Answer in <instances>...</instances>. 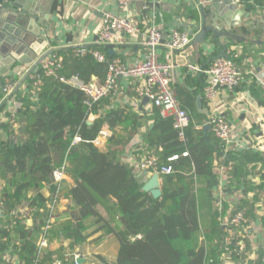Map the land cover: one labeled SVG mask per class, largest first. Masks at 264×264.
Instances as JSON below:
<instances>
[{
	"label": "trees",
	"instance_id": "16d2710c",
	"mask_svg": "<svg viewBox=\"0 0 264 264\" xmlns=\"http://www.w3.org/2000/svg\"><path fill=\"white\" fill-rule=\"evenodd\" d=\"M239 5L253 14L263 9L264 0H240ZM185 12L190 21L196 22V11L184 8ZM242 31L247 32L244 28ZM73 50L54 52L61 57L62 69L55 77H47L39 70L41 85L37 91L27 79L26 93L16 94L20 104L17 114L6 115L7 122L0 127L11 137V123L21 121L25 136L16 137L15 141L0 139V180L4 182L0 191V256L10 252L16 257L14 264H34L37 243L43 237L49 243L63 240L69 244L56 250L42 249L40 263L63 261L66 254H73L76 245L94 234L84 233L83 221L92 216L106 229L104 236L114 235L117 239L116 264H245L250 252L257 254L250 264H262L264 246L260 242L253 248L244 239L246 249L242 256L227 255L220 220L230 212L225 202L215 196L220 180L215 171L231 166L221 195L242 192L243 198H236V207L246 208V217L257 221L264 234V153L241 150L226 154L223 144L208 129L203 130L207 119L196 116L191 105L198 90L204 87L203 77L187 75L184 85L194 87L191 93L186 92L185 86L174 85L181 107L191 116L182 139L173 128V116H162L152 105L153 123L143 139L140 157L152 155L160 166L172 170L169 175L159 176L161 195L153 199L141 190L143 183L135 173L141 172H134L119 158L137 131L130 107L111 105L110 98L86 107L85 95L60 81V77L76 75L85 83L92 78L103 83L114 56L105 49L104 62L100 63L90 54L76 56ZM242 60L239 56L237 68ZM6 78L16 82V77ZM90 116L94 117L92 121ZM129 123L130 129L122 127ZM119 127L122 129L116 131ZM102 128L113 132V136L104 149H98L92 142ZM75 137L80 141L73 143ZM173 157L175 160L169 162ZM62 166L69 181L56 184L53 172ZM255 167L260 172L257 182ZM43 186L49 192L48 198L41 194ZM61 200L73 209L68 212V220L57 223L53 219L56 206L52 211L50 207ZM218 203L222 208H218ZM97 206L106 210V219L97 213ZM16 207L34 210L31 225L11 215ZM98 260L109 264L101 257Z\"/></svg>",
	"mask_w": 264,
	"mask_h": 264
},
{
	"label": "crops",
	"instance_id": "0c3cea01",
	"mask_svg": "<svg viewBox=\"0 0 264 264\" xmlns=\"http://www.w3.org/2000/svg\"><path fill=\"white\" fill-rule=\"evenodd\" d=\"M137 1L141 0H130V3L132 14L137 18L140 26L145 27L147 21L153 20V23L162 31H165L166 34L172 28L183 32V30L177 27L169 28L168 25L175 20L179 21L180 24L198 25V22H195V20L190 21L187 18L186 12L184 13V8L196 11V21L200 19L201 7L204 8V11L208 10L204 0H159V4L162 5L161 8L146 12L147 6L144 8L141 6L138 9L135 7ZM53 5H55V9H53ZM239 9L245 11L241 6H239ZM104 12L118 13L119 9L116 0H53L47 21L50 29L43 33L47 41V46L44 51H58L66 48H77L79 46L96 47L98 33L101 28V16ZM242 28L246 29L247 32L244 33ZM232 33L237 35L239 40L232 41L229 47L236 50L238 55L243 57L238 67V71L242 76L241 83L235 89L220 92L211 106H208L205 102L200 88L191 101L192 109L196 116L203 119L205 117L207 119L214 114L227 117L236 130L237 135H241L244 138L243 142H246L247 147L249 148L251 146L253 148L247 151L251 153H264V87L259 82V80L264 81V64L262 62L264 59V9H257L253 14L248 12L246 17H240V25L235 27ZM111 47L113 48L112 55L114 59H119L124 63L138 61L145 54V49L134 45L133 40L129 37L117 38L115 44ZM219 51H221L219 44L210 39V42H192L182 52L170 53L162 49L159 51V54L161 62H170L176 66L172 73L173 86L184 87L187 75L193 77L202 76V85H205V71L207 66H209L213 59L217 58ZM217 52L218 55L212 57V54ZM22 55L27 58V63L24 64L15 61L11 67H8L6 74L0 76V89L1 82L6 77H16L18 84L22 78L20 75L24 72V69L31 67L37 60V57L31 55L30 52L23 53ZM186 65L197 67L199 70L198 73H187ZM136 84L137 82H134L132 79L118 80L117 94L110 98L111 105L115 104L116 107H130L131 114L137 120L136 135L130 144L126 146L124 153L119 157L123 163L133 168L134 172L138 171L137 162L142 151L143 139L153 123V120H150L153 106L150 102L143 104V99L135 97L133 87ZM185 90L187 93H191L194 91V87L185 86ZM19 91L26 93L25 85ZM3 98L0 94V103ZM19 105L16 101V95H14L1 110L0 127L3 123L7 122L6 115L17 114ZM21 127H23L21 121L11 123L12 130L8 131L13 135L8 137V133L0 130V139L4 141L9 139L15 141L16 137L25 139ZM122 127L130 129L131 125L130 123L124 124ZM122 127H119L116 131L120 128L122 129ZM102 130L107 131L109 136L100 139V144L96 146L98 149H104L109 138L113 136V132L106 128H102ZM221 168L225 167L222 166L215 171L220 176L219 185L215 190V196L217 195L221 201H224L229 212H231L237 203V197L221 195L223 186L227 183L222 175ZM135 173L143 185L152 176L148 173L145 175L143 172ZM259 174L258 167H255L253 170V175H255L254 182L258 181ZM64 180H67V178L65 177ZM3 186L4 182L0 180V191ZM44 187H42L41 194L45 198H48L49 192ZM218 208H222L221 203H218ZM72 209V206L66 200H61L56 205V212L53 217L54 221L57 220V223H60L61 221L68 220V212ZM96 211L102 218H107L106 210L103 207L97 206ZM205 217H207V214H205ZM97 220L96 217L90 216L83 221L86 228L84 233L94 232V234L88 237L82 244L76 245L72 253L84 259V264H102L99 262L98 257L103 258L109 264H116L119 247L117 239L114 235L104 236L106 229ZM248 226V234L250 235L249 242L253 248L254 246L258 247V243H261L260 240L264 238L260 224L250 218ZM68 244L69 242L63 240H55L49 243L48 247L51 250H56L61 246L66 247ZM13 258L15 259V257ZM11 260L13 261L12 258Z\"/></svg>",
	"mask_w": 264,
	"mask_h": 264
},
{
	"label": "built area",
	"instance_id": "2783aa9c",
	"mask_svg": "<svg viewBox=\"0 0 264 264\" xmlns=\"http://www.w3.org/2000/svg\"><path fill=\"white\" fill-rule=\"evenodd\" d=\"M119 12H104L101 16V28L98 33L95 48H83L79 46L73 48L76 56L82 57L90 54L97 62H104L105 52L109 46L115 44L119 37H129L133 40L134 45L145 49L143 58L133 63H124L119 59H113L107 67L106 77L103 83H97L92 78L90 83L83 82L78 76L60 77V81L72 88L81 91L86 100L84 105L90 107L101 99L111 98L118 91V80L132 79L137 82L133 87V91L137 98H147L155 108L159 109L162 116H173V128L177 131L179 139L183 138V131L190 123V114L181 107L178 100L176 90L172 83V73L175 65L170 62L160 61V50L170 53H178L184 51L193 42V37L187 33L178 31L174 28L170 29L167 34L157 27L153 20L147 21L145 27H141L137 18L132 14L130 0H116ZM233 4L239 5L240 0H232ZM240 6V5H239ZM264 9V7H263ZM67 49V48H66ZM239 55L234 49H228L224 55L213 59L205 71L206 82L202 89L205 102L208 106L213 105L218 94L222 91L235 89L242 81L241 73L238 71L236 61ZM187 73L196 74L198 68L192 65H186ZM30 69H24L20 77ZM62 69L61 57L54 52L47 56L39 65L40 70L47 77H55L57 71ZM37 91L41 85L38 74H31L28 78ZM1 91L4 98L12 92L17 82L12 79L5 78ZM264 87V81L259 80ZM92 116L89 121H92ZM205 125L208 130L223 144L226 154H236L240 150H251L248 148L244 138L238 136L227 117L223 115H211L207 118ZM109 133L101 130L97 138L92 142L95 146L100 144V139L107 138ZM78 137L74 138L73 143L79 142ZM185 157L186 154L184 153ZM175 160V157L168 159L169 162ZM137 169L142 173L150 172L151 175H169L172 170L168 166H160L156 157L143 154L137 162ZM222 175L229 179L231 166L221 168ZM65 179V168L62 166L53 172L54 183L60 184ZM242 192L235 193V197L243 198ZM238 203V201H237ZM236 203V205H237ZM57 203H53L50 210H54ZM236 205L232 211L223 219L220 224L225 233V251L227 255L233 254L236 257L242 256L246 249V244L242 241L249 238V217H246V208H237ZM33 209L26 207H16L11 211V215L26 225H31ZM1 215V211H0ZM49 227V226H48ZM47 227V228H48ZM38 254L34 264H41V250L49 246V241L41 237L37 243ZM232 247V249H231ZM13 259V261L11 260ZM63 261L57 260L46 264H78L80 258L77 254H66ZM15 259L10 256V252L0 256V264H14ZM84 264V263H83ZM239 264V263H238ZM264 264V260L262 261Z\"/></svg>",
	"mask_w": 264,
	"mask_h": 264
},
{
	"label": "water",
	"instance_id": "95a60500",
	"mask_svg": "<svg viewBox=\"0 0 264 264\" xmlns=\"http://www.w3.org/2000/svg\"><path fill=\"white\" fill-rule=\"evenodd\" d=\"M204 2L208 10L204 11L203 7L200 8V19L196 21L198 25L180 24L175 20L168 26L183 30L193 37L195 43L210 42L212 39L213 42L219 44L221 51L217 57H221L232 41L239 40V37L232 31L240 25V17H246L248 12L240 10L239 5L233 4L232 0H204ZM52 3L53 0H0V76L5 75L8 67H11L15 61L26 64L27 58L22 55L23 53L30 52L31 55L37 57L36 62L24 74L12 92L1 101L0 114L2 108L18 93L29 76L39 73L38 67L41 62L55 51H44L47 41L43 35L50 29L47 21ZM135 5L137 9L147 6L146 12L162 7L159 0H141ZM112 49L111 46L107 48V52L111 55ZM0 94L4 97L1 89ZM142 102L143 104L148 103V99L144 98ZM88 124L90 125L89 122ZM207 129L205 125L203 130ZM144 174L147 173L144 172ZM141 190L153 199H158L161 195L158 175L153 174ZM77 263L83 264L84 259H79Z\"/></svg>",
	"mask_w": 264,
	"mask_h": 264
},
{
	"label": "rangeland",
	"instance_id": "374dc122",
	"mask_svg": "<svg viewBox=\"0 0 264 264\" xmlns=\"http://www.w3.org/2000/svg\"><path fill=\"white\" fill-rule=\"evenodd\" d=\"M248 240H249V238H248ZM260 241H261V244L264 246V239H261ZM254 248H255V246H254ZM256 255L257 254H254L252 252L248 253L247 254L248 258L246 259V262H244V263L245 264H250L251 261H255ZM223 264H229V263L227 261H224Z\"/></svg>",
	"mask_w": 264,
	"mask_h": 264
}]
</instances>
